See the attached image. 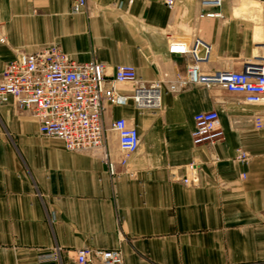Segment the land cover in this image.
<instances>
[{"label":"crops","instance_id":"obj_1","mask_svg":"<svg viewBox=\"0 0 264 264\" xmlns=\"http://www.w3.org/2000/svg\"><path fill=\"white\" fill-rule=\"evenodd\" d=\"M199 2L87 0L72 14L69 0H0V71L18 52L57 43L75 61L103 63L107 74L132 65L140 83L158 85L161 100L158 109L105 103L111 159L122 155L113 120L126 118L140 138L114 175L101 151L66 150L40 134L30 112L0 102V264H37L55 247L59 264H79L82 247L119 249L124 264H264V102L218 86L179 85L190 58L168 52L171 42L198 38L203 72L264 63V0L204 8L220 18H198ZM209 110L224 138L195 145L193 116Z\"/></svg>","mask_w":264,"mask_h":264},{"label":"built area","instance_id":"obj_2","mask_svg":"<svg viewBox=\"0 0 264 264\" xmlns=\"http://www.w3.org/2000/svg\"><path fill=\"white\" fill-rule=\"evenodd\" d=\"M172 7L175 0H160ZM87 0H69V12L76 14L86 6ZM221 0H200L198 18H220L219 11L205 7H219ZM4 41V36L0 37ZM199 46L203 42L196 38L191 44L171 42L168 52L188 54L190 61L184 79L179 85L194 84L206 87L218 86L229 92L241 94L249 103L264 102V63H248L243 70L230 69L203 72L199 66ZM117 84L133 86L131 94H123ZM171 89L176 85L171 84ZM12 100L17 107L32 114L38 122L40 134L61 140L69 151L99 150L110 175L117 174V164L125 167L129 158L137 151L140 138L133 123L120 117L113 120L111 128L117 135L122 153L116 162L111 159L104 144L105 131L103 113L105 103L123 106L132 100L138 109H158L161 106L157 84L145 85L138 81L135 68L129 64L116 65L112 74H107L105 65L96 60L79 62L71 59L57 43L45 44L31 52H18L0 71V102ZM192 142L195 145L212 144L224 138L215 110L194 114ZM237 157L246 158L238 151ZM189 174H195L197 166L186 165ZM190 182L189 177L182 178ZM59 248L41 252L36 256L37 264H59ZM79 264H124L119 249H96L82 247L76 252ZM21 264V263H15Z\"/></svg>","mask_w":264,"mask_h":264}]
</instances>
